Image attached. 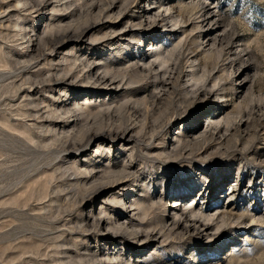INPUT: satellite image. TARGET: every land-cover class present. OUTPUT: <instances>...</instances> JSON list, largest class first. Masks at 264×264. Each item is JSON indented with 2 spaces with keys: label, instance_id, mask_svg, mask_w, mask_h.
<instances>
[{
  "label": "rangeland",
  "instance_id": "374dc122",
  "mask_svg": "<svg viewBox=\"0 0 264 264\" xmlns=\"http://www.w3.org/2000/svg\"><path fill=\"white\" fill-rule=\"evenodd\" d=\"M63 1L76 4L59 14L63 26L75 30L99 17L81 0ZM118 1H107L117 8L113 20L101 18L86 36L98 40L96 47H75L73 41L53 51L45 45L50 37L45 28L58 21L51 10L55 0L41 14L23 12L17 0H0V264H264V0ZM141 16L145 25L138 27ZM17 21L38 40L37 52L15 38ZM105 33L110 37L103 39ZM77 56L91 58L98 75L112 63L117 70L126 63L135 70L130 80L115 68L109 76L124 81L118 87L77 79L71 87L39 89L38 97L81 109L68 135L74 141L134 122L139 126L131 138L98 137L65 151L62 141H50L52 135L28 130L36 118L22 115L32 107L20 106L14 82L22 75L59 78L72 68L62 58ZM135 71H145L139 72L142 80ZM198 130L211 133L206 143L191 141ZM74 163L99 177L124 165L131 166L126 176L133 174L118 190L110 186L91 197L83 192L86 201L79 195V204L62 200L59 208L51 199L57 186L62 195L74 189L68 181L75 176L64 181ZM63 172L67 178H61ZM192 210L207 211L214 221L194 218ZM103 211L156 238L146 245L132 236L113 238L106 227L95 231L92 222L81 228L84 218ZM223 211L224 222L217 218ZM195 220L206 228L181 229L168 239L157 234L164 223L172 228L181 221L192 228Z\"/></svg>",
  "mask_w": 264,
  "mask_h": 264
},
{
  "label": "bare ground",
  "instance_id": "6f19581e",
  "mask_svg": "<svg viewBox=\"0 0 264 264\" xmlns=\"http://www.w3.org/2000/svg\"><path fill=\"white\" fill-rule=\"evenodd\" d=\"M63 0H55L53 6H52V17L58 19L59 18V14L60 13H65L66 10H70L74 5L73 2H69V3H62ZM81 6L86 8L87 10L91 11L92 13H94L96 10H98V16L96 19L92 20V21H87L85 22L84 26H80L79 28L74 29V27L71 29V27L69 26H63V17L58 19V21L56 22V24L53 22L51 23L49 26H47L46 32L50 33V37H48L49 41L45 43V45L47 47H49L50 49H52L53 51L56 49L57 46H61V45H66L67 43L73 42L75 41V47H81V46H88V47H96L95 44L98 41L95 38H90L89 40L86 38L87 34L89 33V31H91L92 29L94 30L95 28L99 27L102 23L103 20H101V18H108L110 20H113V17L115 15V10L117 9L114 4L115 3H108L107 1L109 0H81ZM97 1H105L106 3H103L102 5H96L95 2ZM120 1V0H119ZM118 1V2H119ZM17 2L22 5L23 7V12H27L32 13L33 11H37V14H41L44 13V10L48 8V6H51V2L50 0H17ZM64 2V1H63ZM68 2V1H67ZM77 3V1H75ZM111 2V1H110ZM100 4V3H99ZM81 10V9H80ZM79 10V11H80ZM20 11V10H19ZM87 12V11H86ZM8 13V12H7ZM20 14V13H19ZM67 14V13H66ZM95 15V14H93ZM96 15V16H97ZM119 16H122V13L119 12L118 13ZM17 16V14H16ZM19 16V15H18ZM92 16V15H91ZM10 17V16H9ZM15 17V15L13 16ZM61 17V16H60ZM94 17V16H93ZM19 18V17H18ZM89 18V17H88ZM9 19V18H8ZM91 19V18H89ZM10 20V19H9ZM111 22V21H110ZM144 16H141L138 19V23H136V26L138 27H143L144 24ZM130 24V23H129ZM150 24H152V26L155 25V21H149L148 22V26H150ZM70 25V24H69ZM16 28L19 29L18 32H16L15 38H21L20 40H22L24 43L22 45H27L28 50L32 49V54L34 52H37L38 50V45L36 44V42L38 43V40L35 41L34 36L32 37V35L28 32V26L25 27L23 22H16L14 25ZM32 31V30H31ZM45 31V30H44ZM35 30L32 31V33L35 34ZM109 33V32H108ZM108 33L104 35V38H108L110 37V35H108ZM7 35V34H6ZM13 35V34H12ZM49 35V34H48ZM99 35V34H98ZM113 35V34H112ZM37 35L35 34V37ZM42 36V35H41ZM11 37V36H9ZM39 37V36H38ZM45 37V36H44ZM102 37V34H101ZM3 38V37H2ZM7 38V36H6ZM9 39V38H7ZM42 40V39H41ZM15 41V40H14ZM19 41V40H17ZM44 41V40H43ZM10 42V41H9ZM150 43V42H149ZM74 47V46H73ZM92 48V49H93ZM45 49V48H44ZM40 50V48H39ZM32 54H27V55H32ZM59 54V53H58ZM29 57V56H28ZM64 57V56H63ZM160 57V56H159ZM60 58V57H59ZM27 60V59H24ZM35 60V59H34ZM63 60V65H69L70 67H72L67 74L64 73L65 75L56 78L53 77L51 74L50 76L52 77H47L48 79H41L39 76L38 77H29L27 75H22L23 77L21 78V80L19 82H14V94L16 99L18 98L17 101L21 100L20 106L22 105V107H32V110H28L27 112L25 111V115L22 114L23 116L26 117H33L36 118L35 123H33V125L31 127L28 128V130H37V131H43V133L45 134H50L52 135L51 140L50 141H62L64 146H65V151H72V150H76V149H81L85 146V144H88L90 139H95L98 137H106L108 139H112V140H119V139H128L131 138L130 134L133 133L138 130H135L136 128H138V126H136V124H134V122L131 124V126L129 125H125L123 127L125 128H116L114 130H108L110 128H107V131H102L98 134H92L91 135L88 133L85 136H83V138L80 137L81 141H74V138L72 136H68L71 134V131L76 129L75 127L77 126L78 122H79V116L78 114L80 113L81 109H77L75 110H70L69 106L67 103H62V104H52V102H48L46 101L44 98L42 97H38L39 95V91L40 90H46L48 88H66V87H71L74 86L75 83L77 82V79H81V80H85V83L87 84V82L90 80L94 81L95 84H98L99 87H113V86H120V84H122L124 81H119L117 82L113 77H110L109 74H112L115 71L116 68V64L112 63V64H107L106 66L102 67L99 69L103 70L101 75H98V69H94L92 67V63H91V58L89 57H85L83 59H81L80 56L77 57H73V58H67L65 57ZM23 61V60H22ZM17 62V61H16ZM20 62V61H18ZM48 62V61H46ZM62 62V61H61ZM165 62V61H164ZM7 64L9 62H6ZM23 63V62H22ZM53 63V62H52ZM80 63V64H79ZM50 64V63H49ZM125 63H121L118 66L124 65ZM131 64V63H130ZM135 64V63H134ZM57 65V64H56ZM62 65V63L60 64ZM126 63L125 68L119 69L116 68L117 70V74L120 75V77H122L123 79L129 77L131 80V76L132 73L134 72V70L130 71V68H132V64L131 66L128 65ZM8 66V65H7ZM53 66V64H52ZM51 66V67H52ZM55 66V65H54ZM67 66V67H69ZM123 67V66H122ZM151 67V66H150ZM69 69V68H68ZM80 69V70H79ZM137 69V68H136ZM146 70V69H143ZM148 70V69H147ZM63 71V70H62ZM66 72V71H65ZM131 72V73H130ZM141 72L142 74H144L143 72L145 71H135V73H137L136 75V79H141L142 80V75H140ZM139 73V74H138ZM3 74V73H2ZM46 74V73H45ZM53 75L55 73H52ZM61 75V74H60ZM43 75H41L42 77ZM48 76V75H45ZM117 76V75H116ZM144 76V75H143ZM18 77V76H17ZM58 77V75H57ZM134 77V76H133ZM132 77V79H133ZM1 78V77H0ZM16 78V77H15ZM145 79V78H144ZM119 80V79H118ZM121 80V79H120ZM87 81V82H86ZM89 82V83H90ZM173 82V81H172ZM88 83V84H89ZM127 83V82H126ZM163 84V83H162ZM41 87V88H40ZM166 87V86H165ZM164 88V87H163ZM40 89V90H39ZM205 90V89H204ZM200 92V91H198ZM203 92V91H201ZM168 93H164V95H167ZM203 93L200 94V96ZM206 94V93H205ZM163 95V96H164ZM5 96V95H4ZM168 96V95H167ZM197 98V97H196ZM140 100V99H139ZM144 100V99H143ZM45 105V106H44ZM21 111V110H20ZM22 113V112H21ZM80 115V114H79ZM141 115V114H140ZM74 119V122L72 125H68L65 127H61L60 124H58V121H62V123H66L69 120ZM146 119V118H145ZM129 120V118H128ZM41 121V122H39ZM131 121V120H130ZM135 121V120H134ZM165 121V120H164ZM128 122V121H127ZM140 123V122H139ZM125 124V123H124ZM150 124V123H149ZM146 124L142 123V127L143 129L141 130V132L144 130V128H146ZM121 127V126H120ZM104 128V127H103ZM198 127H195V129H197ZM113 129V128H112ZM147 129V128H146ZM155 129V128H154ZM25 131H27V129H25ZM149 131V130H148ZM35 132V131H34ZM75 132V131H74ZM140 132V133H141ZM154 132V131H153ZM26 133V132H25ZM28 134V132H27ZM78 134V133H77ZM144 134V131H143ZM40 135V134H37ZM36 135V136H37ZM47 135V136H48ZM30 136V135H29ZM43 136V135H42ZM138 136V135H137ZM144 136H148L147 133H145ZM211 133L208 131H203L200 132L199 130L192 136L191 141L194 142H205L207 141L208 138H210ZM31 137V136H30ZM35 137V136H34ZM45 137V136H44ZM79 137V136H78ZM33 138V137H31ZM43 138V137H41ZM63 140H60L62 139ZM76 138V137H75ZM150 138V137H149ZM34 139V138H33ZM40 139V138H39ZM66 139V141H64ZM151 139V138H150ZM41 140V139H40ZM45 140V139H44ZM49 140V139H48ZM153 140V138H152ZM34 141V140H33ZM46 141V140H45ZM40 142V141H39ZM47 143V142H46ZM45 143V144H46ZM35 144V143H34ZM38 144V143H36ZM43 144V143H42ZM42 144L39 143L40 146H42ZM52 144V143H51ZM39 146V147H40ZM48 146H46L47 148ZM53 147V146H52ZM51 146L49 148H52ZM115 147V146H114ZM54 148V147H53ZM41 149V148H40ZM102 149V148H101ZM101 149L99 150V152H101ZM110 151V150H109ZM69 160V159H67ZM70 162V161H69ZM71 163V162H70ZM73 163V162H72ZM66 164V163H65ZM87 165V164H86ZM62 168V167H60ZM65 168V167H64ZM123 170H113V171H109V172H105L106 176L102 175V177L97 176V172H94L93 169H90L89 167H85V169H82L81 167H78L75 163L72 165H69V167L67 168L69 172L68 178L67 173L65 171V175L64 176V172H63V177H66L67 179H64L65 183L68 181V179L70 176H75L74 181L72 182L71 180L68 181V183H75V185L73 186L74 189L70 190L69 192L67 191L66 194L62 195V192H64V190H59L62 186H57L56 190L58 192H56L57 194L56 197H54L55 199H51L52 202H56V204L59 206V208H61V202L62 200H68V201H75V203H78V200L80 198L79 195H81L82 197L80 198V200L82 202L87 200V197L83 195V192H89V197L93 196V195H99L102 191H104L105 189H107L110 186H116L115 190H118L120 187H123L127 184V182H123L126 178H130L131 175L133 173L130 172V176H126V173H128L127 171L131 170V166H125L122 167ZM55 169V168H54ZM53 169V170H54ZM59 170V169H58ZM110 170V169H109ZM57 171V170H55ZM73 174H71L72 172ZM104 171V170H103ZM42 173V172H41ZM99 173V172H98ZM103 173V174H105ZM45 174V173H44ZM52 174V173H51ZM58 174V173H56ZM71 174V175H70ZM123 174H125V176L123 177ZM40 175V174H39ZM43 175V174H42ZM54 175V174H53ZM55 176V175H54ZM59 176V175H58ZM49 177V176H48ZM60 177V176H59ZM72 177V178H73ZM57 178V176H56ZM55 177H53L52 180L56 179ZM51 179V178H49ZM60 178H57L56 180H59ZM135 179V178H134ZM51 180V181H52ZM130 180V179H129ZM50 180H48L49 182ZM62 181V180H61ZM55 182V181H54ZM58 182V181H57ZM56 182V183H57ZM133 182H139L138 180H133ZM44 183V182H43ZM47 184V182H46ZM55 184V183H54ZM59 185V184H58ZM72 185V184H71ZM53 186V185H52ZM55 186V185H54ZM46 187V186H45ZM51 187V186H50ZM77 188V189H76ZM82 190V192L80 193V189ZM131 188H134L133 186ZM135 189V188H134ZM46 191V189H44ZM48 190V189H47ZM52 190V188H51ZM49 190V191H51ZM44 191V193H45ZM43 193V194H44ZM54 193V192H53ZM49 194V193H48ZM54 195V196H55ZM48 197V195H46ZM64 196V197H61ZM88 196V195H87ZM51 197V196H50ZM48 197V198H50ZM68 197V198H67ZM47 198V199H48ZM53 198V196H52ZM118 198V197H117ZM117 198H115L113 201H116V203L119 204ZM50 201V202H51ZM64 202V201H63ZM81 202V203H82ZM71 204V203H70ZM69 204V205H70ZM110 204H114L111 203ZM53 205V204H52ZM51 205V206H52ZM64 205V204H63ZM68 205V204H66ZM68 205V206H69ZM75 206V204H73ZM138 205V204H137ZM143 205V204H141ZM145 205V204H144ZM153 205V204H152ZM56 206V205H55ZM54 206V207H55ZM67 206V207H68ZM72 206V207H74ZM139 206V205H138ZM158 206V205H157ZM49 207V206H48ZM47 207V208H48ZM145 207V206H144ZM66 208V206H65ZM71 208V207H70ZM52 210V208H51ZM55 210V209H54ZM64 210V209H63ZM68 210V209H67ZM50 211V210H49ZM58 211H60V209H58ZM66 211V210H65ZM72 211V210H71ZM155 211V210H154ZM152 212V211H151ZM56 213V211H55ZM54 213V214H55ZM59 213V212H58ZM57 213V214H58ZM66 213V212H65ZM131 213V212H130ZM153 213V212H152ZM207 211H199L198 213H196L195 211H191L190 214L192 217H204L206 221H214V217H210V216H206ZM47 214H52L51 211L50 213ZM132 214V213H131ZM148 214V213H147ZM60 215V213L58 214ZM66 215V214H65ZM225 216H227V214L223 211V213L221 215H219L217 218L218 219H222L223 222L225 221ZM52 217V216H51ZM146 218V217H144ZM216 218V217H215ZM54 219V218H52ZM158 221V220H156ZM91 222H92V228L95 229V231H101L102 227H106L107 229L111 230V234H109L111 237L119 239V240H126V237H134V239H136L139 242H146V245H150V242L156 238L155 232L151 233L150 231L148 232L142 229H138V230H131L129 227L130 225L127 224H121L119 223L118 217H110L109 213L103 211V212H99L98 213V217H95L94 213H91L87 218H84L82 220L81 224V228L82 229H86L87 227H91ZM163 222V221H162ZM187 222V221H186ZM60 223V222H59ZM124 223V222H123ZM164 223V222H163ZM160 224V223H159ZM162 224V223H161ZM160 224V225H161ZM197 224H199V226H197ZM77 225V223H76ZM137 226V225H136ZM170 226V225H169ZM168 225H166V223H164V225L162 227H160V230L157 234H159V236H161V238H166L168 239L171 236H175L177 235V231L184 229V230H194L197 231L199 230L201 227L206 228V224L204 225H200V222L195 220V225H193L192 228H190V226L185 225V223L183 224L181 221H175L173 223V227L170 228ZM135 227V226H134ZM155 227V226H154ZM137 228V227H136ZM147 228V227H146ZM149 228V227H148ZM135 229V228H134ZM104 230V229H103ZM204 231V230H203ZM181 237V236H180ZM65 244V243H64ZM57 246V245H56ZM63 246V245H62ZM65 246V245H64ZM116 251H114L115 253ZM59 254V253H58ZM65 256V255H64ZM71 260V259H70ZM89 261V260H88ZM105 261V260H104ZM70 262V261H69ZM84 262V261H83ZM96 262H94L95 264ZM84 264V263H83ZM97 264H110V263H103V262H98ZM111 264H115L112 263Z\"/></svg>",
  "mask_w": 264,
  "mask_h": 264
}]
</instances>
